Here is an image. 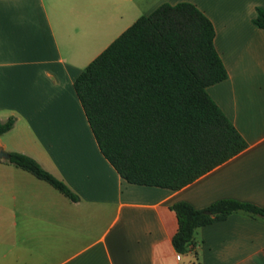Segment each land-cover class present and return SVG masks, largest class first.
I'll return each instance as SVG.
<instances>
[{
    "label": "crops",
    "instance_id": "crops-1",
    "mask_svg": "<svg viewBox=\"0 0 264 264\" xmlns=\"http://www.w3.org/2000/svg\"><path fill=\"white\" fill-rule=\"evenodd\" d=\"M190 3L213 23L228 78L207 91L248 147L173 191L128 183L102 154L76 94L80 74L140 17ZM264 0H0V150L35 159L79 197L0 159V264H264V218L199 228L178 260L172 206L264 208ZM196 257V258H195Z\"/></svg>",
    "mask_w": 264,
    "mask_h": 264
},
{
    "label": "trees",
    "instance_id": "trees-1",
    "mask_svg": "<svg viewBox=\"0 0 264 264\" xmlns=\"http://www.w3.org/2000/svg\"><path fill=\"white\" fill-rule=\"evenodd\" d=\"M253 22L264 29V8ZM215 37L213 23L193 4H163L140 17L76 79L99 148L128 183L178 191L248 147L207 91L228 78ZM15 122H0V136ZM10 155L7 162L79 201L35 159ZM172 209L179 225L173 245L182 254L193 248L201 227L235 213L264 218V208L233 199L201 210L179 202Z\"/></svg>",
    "mask_w": 264,
    "mask_h": 264
},
{
    "label": "built area",
    "instance_id": "built-area-1",
    "mask_svg": "<svg viewBox=\"0 0 264 264\" xmlns=\"http://www.w3.org/2000/svg\"><path fill=\"white\" fill-rule=\"evenodd\" d=\"M194 246H193V248L187 253V254H182V253H178V255H177V258H178V260H180V262L182 261V259H183V256H185V255H193L194 254ZM181 264H198L197 262L196 263H194V262H185V263H181Z\"/></svg>",
    "mask_w": 264,
    "mask_h": 264
},
{
    "label": "water",
    "instance_id": "water-1",
    "mask_svg": "<svg viewBox=\"0 0 264 264\" xmlns=\"http://www.w3.org/2000/svg\"><path fill=\"white\" fill-rule=\"evenodd\" d=\"M0 159L4 161H9L11 159L10 153H7L4 150H0Z\"/></svg>",
    "mask_w": 264,
    "mask_h": 264
}]
</instances>
